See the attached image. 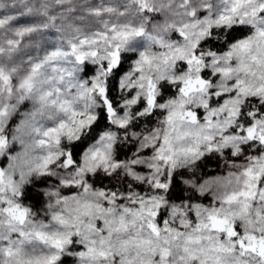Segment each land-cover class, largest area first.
I'll list each match as a JSON object with an SVG mask.
<instances>
[{"label": "snow or ice", "instance_id": "snow-or-ice-1", "mask_svg": "<svg viewBox=\"0 0 264 264\" xmlns=\"http://www.w3.org/2000/svg\"><path fill=\"white\" fill-rule=\"evenodd\" d=\"M0 264H264V0H0Z\"/></svg>", "mask_w": 264, "mask_h": 264}, {"label": "trees", "instance_id": "trees-1", "mask_svg": "<svg viewBox=\"0 0 264 264\" xmlns=\"http://www.w3.org/2000/svg\"><path fill=\"white\" fill-rule=\"evenodd\" d=\"M127 68H128V64H124V65L122 66V68L119 69L118 71H119L120 74H122L124 71L127 70ZM211 165L213 166V164H211ZM212 166H211V167H212Z\"/></svg>", "mask_w": 264, "mask_h": 264}, {"label": "rangeland", "instance_id": "rangeland-1", "mask_svg": "<svg viewBox=\"0 0 264 264\" xmlns=\"http://www.w3.org/2000/svg\"><path fill=\"white\" fill-rule=\"evenodd\" d=\"M212 164H213V166L210 165V167L207 169V171H209V172H211V171H213V170H215V171H219V169H215V168H214V164H215L214 161L212 162ZM211 166H212V167H211Z\"/></svg>", "mask_w": 264, "mask_h": 264}]
</instances>
